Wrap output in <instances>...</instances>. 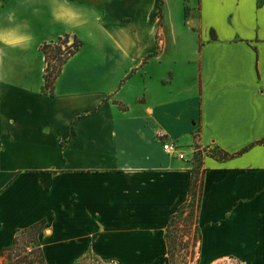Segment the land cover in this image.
Masks as SVG:
<instances>
[{
	"label": "crops",
	"instance_id": "crops-1",
	"mask_svg": "<svg viewBox=\"0 0 264 264\" xmlns=\"http://www.w3.org/2000/svg\"><path fill=\"white\" fill-rule=\"evenodd\" d=\"M263 140L264 0H0V264L36 225L45 264H171L200 151V264H264Z\"/></svg>",
	"mask_w": 264,
	"mask_h": 264
},
{
	"label": "trees",
	"instance_id": "trees-1",
	"mask_svg": "<svg viewBox=\"0 0 264 264\" xmlns=\"http://www.w3.org/2000/svg\"><path fill=\"white\" fill-rule=\"evenodd\" d=\"M83 46V42L80 41L77 37L71 38L70 35H65L60 37L58 42H52L50 44H45L42 47V51L45 55L47 62L46 72H45V86L44 92L50 96L54 95L55 83L62 72L64 65L68 60L80 50ZM264 145V140L260 142ZM238 155V154H237ZM221 160H227L236 155H231L228 153H221L218 155ZM196 157V156H195ZM192 180L190 183V192H189V201L181 206L176 214H174L168 221L167 226V241L170 247V230L173 223L176 224V221L183 216V212L188 208V205L191 204L193 198H199L198 213L201 205V196L204 187V174L201 179L198 177L196 168H192ZM205 173V171H204ZM198 213L196 218V235L197 240H200V232L198 228ZM42 225H36L28 230L18 233L15 238L14 244L11 248L5 250L2 255L7 258L9 264H45L44 256L41 249V244L39 242V233L42 230ZM30 245H33L34 250L28 255L25 253L26 248ZM169 250V252H170ZM17 260L12 257V253L17 252ZM24 253V256L22 255Z\"/></svg>",
	"mask_w": 264,
	"mask_h": 264
},
{
	"label": "rangeland",
	"instance_id": "rangeland-1",
	"mask_svg": "<svg viewBox=\"0 0 264 264\" xmlns=\"http://www.w3.org/2000/svg\"><path fill=\"white\" fill-rule=\"evenodd\" d=\"M58 40L55 41V43ZM199 147V144H198ZM216 155H220L221 152L216 148L212 149ZM202 151H200L194 160V167L198 173V177L204 174V165L202 162V157L200 156ZM199 198H193V201L188 208L183 212V216L173 223L170 230V257L171 264H200V250L198 247V240L196 235V218L198 213ZM31 251L34 250L33 245H30ZM20 251L12 253V257L17 260V256ZM25 253L28 255L30 251L26 249ZM24 256V253L22 254ZM234 258H223L218 259L211 264H242L243 261L238 259L237 261L232 260ZM204 264V263H201Z\"/></svg>",
	"mask_w": 264,
	"mask_h": 264
},
{
	"label": "built area",
	"instance_id": "built-area-1",
	"mask_svg": "<svg viewBox=\"0 0 264 264\" xmlns=\"http://www.w3.org/2000/svg\"><path fill=\"white\" fill-rule=\"evenodd\" d=\"M167 134L164 131H159L156 135V139L163 144L164 150L169 154L178 159H185V154L180 150L179 146L173 143L168 142ZM28 251H31L30 247L26 248Z\"/></svg>",
	"mask_w": 264,
	"mask_h": 264
}]
</instances>
